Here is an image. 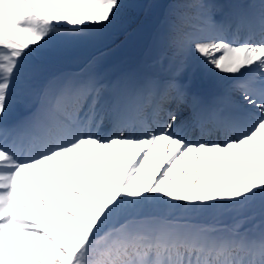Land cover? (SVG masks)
Segmentation results:
<instances>
[{"label":"snow or ice","instance_id":"1","mask_svg":"<svg viewBox=\"0 0 264 264\" xmlns=\"http://www.w3.org/2000/svg\"><path fill=\"white\" fill-rule=\"evenodd\" d=\"M0 264H264V0H0Z\"/></svg>","mask_w":264,"mask_h":264},{"label":"rangeland","instance_id":"2","mask_svg":"<svg viewBox=\"0 0 264 264\" xmlns=\"http://www.w3.org/2000/svg\"><path fill=\"white\" fill-rule=\"evenodd\" d=\"M118 60H122V58L121 59H117L116 61H118Z\"/></svg>","mask_w":264,"mask_h":264}]
</instances>
